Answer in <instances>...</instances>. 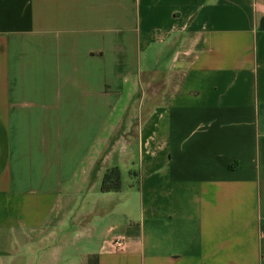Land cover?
<instances>
[{"label": "crops", "instance_id": "1", "mask_svg": "<svg viewBox=\"0 0 264 264\" xmlns=\"http://www.w3.org/2000/svg\"><path fill=\"white\" fill-rule=\"evenodd\" d=\"M0 264H264V0H0Z\"/></svg>", "mask_w": 264, "mask_h": 264}, {"label": "trees", "instance_id": "2", "mask_svg": "<svg viewBox=\"0 0 264 264\" xmlns=\"http://www.w3.org/2000/svg\"><path fill=\"white\" fill-rule=\"evenodd\" d=\"M122 187L121 173L118 168L106 172L103 178L101 190L103 193L119 192Z\"/></svg>", "mask_w": 264, "mask_h": 264}, {"label": "built area", "instance_id": "3", "mask_svg": "<svg viewBox=\"0 0 264 264\" xmlns=\"http://www.w3.org/2000/svg\"><path fill=\"white\" fill-rule=\"evenodd\" d=\"M114 245H115L117 248H119V249H124V247H125V242H124V240H122V239H118V240L115 241Z\"/></svg>", "mask_w": 264, "mask_h": 264}]
</instances>
